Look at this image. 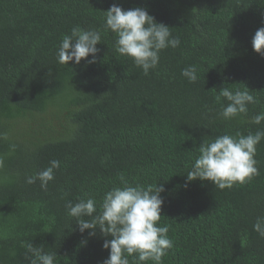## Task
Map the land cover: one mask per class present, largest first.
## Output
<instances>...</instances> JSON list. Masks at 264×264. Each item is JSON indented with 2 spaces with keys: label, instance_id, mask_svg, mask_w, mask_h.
Listing matches in <instances>:
<instances>
[{
  "label": "trees",
  "instance_id": "obj_1",
  "mask_svg": "<svg viewBox=\"0 0 264 264\" xmlns=\"http://www.w3.org/2000/svg\"><path fill=\"white\" fill-rule=\"evenodd\" d=\"M113 4L145 8L180 40L148 75L114 51L104 29ZM76 26L100 32L96 62L61 65L60 42ZM260 27L264 0H0V264H30V242L55 253L54 264H103L111 237L82 234L65 205L91 197L99 211L125 183L164 189L157 226H168L173 247L162 264H264L253 230L264 216V140L247 183L185 186L203 140L264 130L250 123L264 112V55L252 47ZM189 66L194 83L181 75ZM222 87L257 103L225 121ZM52 160L60 167L47 190L26 183Z\"/></svg>",
  "mask_w": 264,
  "mask_h": 264
},
{
  "label": "clouds",
  "instance_id": "obj_2",
  "mask_svg": "<svg viewBox=\"0 0 264 264\" xmlns=\"http://www.w3.org/2000/svg\"><path fill=\"white\" fill-rule=\"evenodd\" d=\"M105 13L104 29L115 35L114 51L131 59L134 65L148 75L155 69L160 60V52L166 48H176L180 44L174 37L170 27L155 21L145 8L136 7L124 10L113 4ZM194 20V19H193ZM191 20V21H193ZM101 34L97 30L82 29L79 26L71 29V34L64 35L57 54V62L68 65L74 61L80 64L82 59L91 55L87 63L96 62L100 49ZM253 50L264 55V27H260L252 39ZM49 74L51 72L49 71ZM181 75L194 83L197 81V69L189 66ZM228 103L222 106L219 113L225 121H230L241 114H247L248 105L257 103L256 98L248 90L232 91L227 87L219 90V96ZM264 121V112L255 115L250 123L259 125ZM264 140V130L254 134H224L212 140H203L199 146V156L195 159L191 170L186 174V184L194 180L209 181L223 190L237 184H245L258 175L255 159L256 146ZM2 163V162H0ZM60 167V161L52 160L42 171L26 177L27 184L39 181L40 188L47 190L50 181L54 180V170ZM162 186L143 187L125 183L107 191L97 209L94 198L80 199L77 203L68 202L65 207L67 215L75 218L79 231L95 236L97 229L104 239L102 247L109 250L103 264H129L132 257L135 264L153 261L162 264V258L173 247L168 236V226H157L161 219L163 200L160 193ZM87 218V219H85ZM253 230L264 238V216H258ZM27 251L32 254L30 264H54L55 253L44 252V246L26 244Z\"/></svg>",
  "mask_w": 264,
  "mask_h": 264
}]
</instances>
